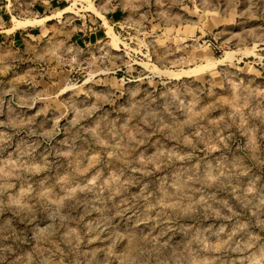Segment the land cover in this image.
Masks as SVG:
<instances>
[{
    "label": "rangeland",
    "instance_id": "1",
    "mask_svg": "<svg viewBox=\"0 0 264 264\" xmlns=\"http://www.w3.org/2000/svg\"><path fill=\"white\" fill-rule=\"evenodd\" d=\"M0 264H264V0H0Z\"/></svg>",
    "mask_w": 264,
    "mask_h": 264
}]
</instances>
